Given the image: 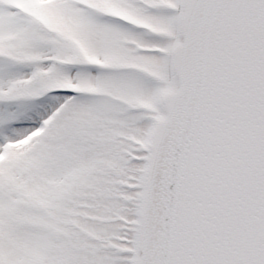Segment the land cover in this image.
Returning <instances> with one entry per match:
<instances>
[{
    "label": "snow or ice",
    "instance_id": "6c2138e0",
    "mask_svg": "<svg viewBox=\"0 0 264 264\" xmlns=\"http://www.w3.org/2000/svg\"><path fill=\"white\" fill-rule=\"evenodd\" d=\"M0 264H264V0H0Z\"/></svg>",
    "mask_w": 264,
    "mask_h": 264
}]
</instances>
